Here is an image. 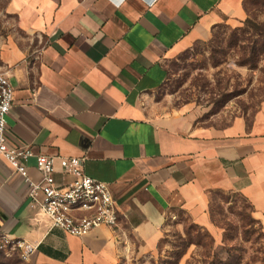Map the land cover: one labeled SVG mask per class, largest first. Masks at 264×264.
<instances>
[{
    "label": "crops",
    "instance_id": "1",
    "mask_svg": "<svg viewBox=\"0 0 264 264\" xmlns=\"http://www.w3.org/2000/svg\"><path fill=\"white\" fill-rule=\"evenodd\" d=\"M249 0H8L0 73L14 89L6 142L38 156L79 158L115 199L116 228L85 237L53 228L39 201L0 159V232L38 246V264H122L151 253L178 212L213 229L218 194L240 195L264 228V102L227 124L198 122L158 96L167 63ZM58 161V160H57ZM56 161V184L74 178Z\"/></svg>",
    "mask_w": 264,
    "mask_h": 264
},
{
    "label": "rangeland",
    "instance_id": "2",
    "mask_svg": "<svg viewBox=\"0 0 264 264\" xmlns=\"http://www.w3.org/2000/svg\"><path fill=\"white\" fill-rule=\"evenodd\" d=\"M8 0H0L2 18ZM244 17L222 23L167 63L158 98L174 109L189 108L198 122L227 124L251 116L264 102V0L245 4ZM213 229L178 212L155 251L135 253L122 264H264V228L240 195L218 194L210 208ZM0 264L22 262L1 256Z\"/></svg>",
    "mask_w": 264,
    "mask_h": 264
},
{
    "label": "built area",
    "instance_id": "3",
    "mask_svg": "<svg viewBox=\"0 0 264 264\" xmlns=\"http://www.w3.org/2000/svg\"><path fill=\"white\" fill-rule=\"evenodd\" d=\"M14 105V89L6 74L0 73V159L6 161L28 185L29 196L39 201L53 228L74 237H85L101 227L118 226L117 205L106 183L86 174L85 160L38 156L41 179L28 173L27 161L33 157L29 148H11L6 142L7 117ZM58 160V161H57ZM56 161L63 173L74 180L65 187L56 184ZM38 246L0 232V252L6 256L18 253L22 262H30Z\"/></svg>",
    "mask_w": 264,
    "mask_h": 264
},
{
    "label": "trees",
    "instance_id": "4",
    "mask_svg": "<svg viewBox=\"0 0 264 264\" xmlns=\"http://www.w3.org/2000/svg\"><path fill=\"white\" fill-rule=\"evenodd\" d=\"M249 1H250V0H249ZM247 2H248V1H247ZM247 2H246V3H247ZM246 3H245V4H246ZM245 4H244V7H245ZM263 46H264V45H263ZM254 220H255V219H254ZM1 256H6V255H5L3 252H0V257H1ZM13 256H16V257L19 258V255H18L17 252H16V253H13ZM19 260H20V258H19ZM233 261H234V262H233L234 264H240V263H238V262L236 263V262H235V259H234Z\"/></svg>",
    "mask_w": 264,
    "mask_h": 264
}]
</instances>
